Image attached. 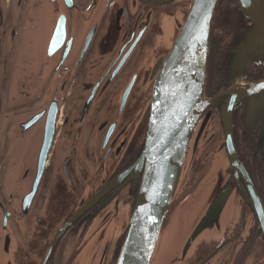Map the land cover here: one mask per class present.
Here are the masks:
<instances>
[{
    "label": "flooded vegetation",
    "instance_id": "af4514ba",
    "mask_svg": "<svg viewBox=\"0 0 264 264\" xmlns=\"http://www.w3.org/2000/svg\"><path fill=\"white\" fill-rule=\"evenodd\" d=\"M72 1L51 0L55 38V22L35 20L39 0H0V61L6 55L9 65L6 75L0 71V264L118 263L147 172L138 126L154 67L192 2L110 0L92 15L94 0ZM250 28L234 2L219 1L207 106L188 139L162 230L216 170L230 204L218 237L200 240L182 264H264V92L237 97L230 124L226 115L236 98L226 61L233 38ZM240 79L262 84L264 57ZM258 100L247 118V105ZM43 154L40 189L24 204ZM25 158L29 165L21 167Z\"/></svg>",
    "mask_w": 264,
    "mask_h": 264
},
{
    "label": "water",
    "instance_id": "95a60500",
    "mask_svg": "<svg viewBox=\"0 0 264 264\" xmlns=\"http://www.w3.org/2000/svg\"><path fill=\"white\" fill-rule=\"evenodd\" d=\"M219 1L192 0L169 53L154 67L152 96L138 126L139 134H146L147 139L143 156L147 172L117 264H182L200 240L216 238L222 231L231 193L217 170L214 178H208L201 191L162 230L179 185L188 139L207 106L204 96L206 61L211 25ZM231 1L251 28L233 38L232 51L226 61L225 76L231 78L229 87L236 97L226 108L229 124L231 105L237 97L251 96L253 90L264 92V82L252 87L243 85L240 79L252 63L264 57V0ZM109 2L94 0L89 12L92 15L100 13ZM50 3L51 0H39L35 20L55 22L53 35L57 38L59 17L56 6ZM64 4L71 7L73 1L64 0ZM54 45L55 40L50 43L51 52L56 50ZM258 102L251 101L247 105V118L256 114ZM45 158L43 154L38 163L34 162L35 179L29 197L24 196V204L30 205L40 189ZM26 160L21 167L29 165Z\"/></svg>",
    "mask_w": 264,
    "mask_h": 264
},
{
    "label": "rangeland",
    "instance_id": "374dc122",
    "mask_svg": "<svg viewBox=\"0 0 264 264\" xmlns=\"http://www.w3.org/2000/svg\"><path fill=\"white\" fill-rule=\"evenodd\" d=\"M9 65H8V58L3 56L2 60L0 61V71L2 74L6 75L8 71Z\"/></svg>",
    "mask_w": 264,
    "mask_h": 264
}]
</instances>
